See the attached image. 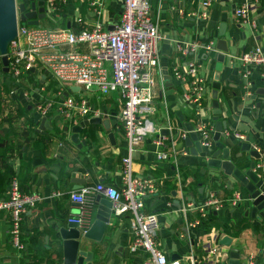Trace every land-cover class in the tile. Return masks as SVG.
Segmentation results:
<instances>
[{"label": "crops", "instance_id": "1", "mask_svg": "<svg viewBox=\"0 0 264 264\" xmlns=\"http://www.w3.org/2000/svg\"><path fill=\"white\" fill-rule=\"evenodd\" d=\"M31 1L33 0L26 4L21 0L20 3H25L29 9ZM200 1L150 0L152 14L158 20L161 34L158 42L160 69L155 73L157 111L152 119L160 126L169 122L183 127L185 121L195 120L194 117H188L180 102L187 84L181 85L173 77L174 69L183 67L187 61L181 57L178 44L186 46L195 41L201 44L212 41L214 51L206 54L198 68V76L205 78L207 84L204 107L198 118L214 130L213 89L209 79L215 73L216 56L222 53L216 48V42L221 38L218 36V29L220 25H226V33L222 38L226 40L229 52L224 54L225 61L218 75L220 89L216 100L221 114L217 115V119L226 120L227 126L237 130V135L243 139L247 136L250 141L256 139L258 147L264 149V106L260 109L256 107V103L264 101V95L256 94L252 102L247 98L264 89V78L260 77L259 71L254 73L251 88L246 90L240 83L239 75V56L255 44L264 47V0L250 5V15L258 25L255 30L240 23L235 17L236 7L246 0H212L207 19L195 16L200 12ZM68 2L60 16H57L58 23L46 27H74V20L78 15L85 17L89 23L97 18L92 15L86 3L78 0ZM121 10V0H106L102 20L109 23L116 21ZM239 24L244 31L245 26L250 29V34H246L245 39L242 36L243 30L236 28ZM108 27L111 25L108 24ZM229 35L233 37V41L229 39ZM193 57L194 55L189 59ZM1 69L2 64L0 71ZM6 74L11 75L13 81ZM32 76L22 73L16 78L8 72L0 74L2 82L8 88L7 94H4V90L1 91L0 100V201L6 197L8 188L5 179L9 172L15 175L19 185H23L21 192L37 196L34 205L27 206L22 213L20 229L22 242L26 244L25 250H16L11 245L10 213L0 209V264H62L63 249L61 240L57 239L55 225L66 226L67 219L80 210L79 205L69 199V193L82 186L97 183L119 187L124 175L122 158L127 154V146L124 131L119 129L117 121L121 105L119 93L109 95L103 101H97L95 97L90 99L92 105L109 113L103 119L109 120L114 143L108 138V131L102 124H89L79 132V139L85 141L84 145L79 146L71 140V128L87 117H81L75 124L69 125L56 115L48 117L40 128V117L34 111L31 100L49 99L52 89L49 90L48 87L53 84V88L55 84L48 79L44 84L41 81V84L32 88ZM43 85L46 88L44 93L38 91ZM238 86L242 87L241 95ZM23 110H29L28 116L37 122L32 130L25 117L18 115ZM177 111L181 112L183 121L179 119ZM156 149L150 138L141 141L131 156V173L140 177L151 175L157 179L158 185L160 181H164L166 195L146 197L142 212L157 215L156 240L158 248L168 260H178L180 264H208L202 262L201 256L213 245L221 247L220 264L228 263L231 249L239 253L240 264H264V221L244 216V207H239L241 201L235 206L229 203V199L237 193H243V198H246L243 189L238 191L232 188L227 185V176L208 169L204 153L192 155L188 148V155L178 156L175 160L158 161ZM238 150L239 146L231 150L230 157L233 161ZM243 158L246 160L245 156ZM261 161L260 159L257 163H262ZM209 191H214L222 199V206L217 211L209 207L197 208ZM57 192L61 195L57 196ZM96 196L97 194L89 217L90 224L97 210ZM187 202H193L195 206L184 211ZM202 218L206 219L205 222H202ZM132 222L129 214L115 217L106 227L101 241L86 242L84 249L92 252L93 264H143L146 255L132 249ZM225 236L231 239L229 246L219 243Z\"/></svg>", "mask_w": 264, "mask_h": 264}, {"label": "built area", "instance_id": "2", "mask_svg": "<svg viewBox=\"0 0 264 264\" xmlns=\"http://www.w3.org/2000/svg\"><path fill=\"white\" fill-rule=\"evenodd\" d=\"M33 1L37 7H44L45 15L49 11L56 17L69 4L68 0ZM78 1L86 3L92 15L97 18L89 23L85 17L78 15L74 20V27L53 28L40 24L28 25L25 22L20 24L18 6L21 0H15L17 33L8 45V73L16 78L22 73L33 75L32 88L41 84V81L43 84L48 79L52 81L55 85L50 98L31 100L33 109L40 118H53L57 115L63 123L69 125L75 124L81 117L103 119L104 116H109L108 112L92 105L90 99L95 97L97 101H103L109 95L119 93L121 105L117 121L119 129L124 131L127 146V154L122 158V184L116 187L97 183L71 191L68 197L79 205L80 210L70 216L67 222L76 224L84 233L90 226L94 196L101 195L111 201L115 217L131 215L132 249L146 255L143 264H180L178 260L169 261L158 248L157 215L142 212L146 197L166 195L164 181H160L158 185L157 179L151 175L140 177L131 173L132 153L146 138H150L156 146L158 161L175 160L178 156L188 155V148L184 144L187 130L179 124L172 125L169 122L160 126L152 119L157 111L155 73L160 69V25L152 14L150 0H121L122 10L118 19L112 23L102 20L106 0ZM211 1H200V12L195 15L197 18H208ZM256 2L258 0H246L235 9L236 19L252 30L258 27L250 15V5ZM108 24L113 27L112 30ZM178 51L187 60L183 67H176L173 71V77L179 84H187L180 102L182 107L193 113L195 120L190 121L201 147L209 148L212 146L213 130L198 118L204 107L207 86L206 79L198 76V68L206 54L214 51V45L212 41L203 44L195 41L186 46L179 43ZM192 55L194 57L189 59ZM239 61L241 83L248 90L254 73L259 71L260 77L264 78V47L260 44L253 45L239 56ZM38 91L44 93L45 85ZM164 129L168 133L162 132ZM56 195L61 193L57 192ZM36 200L37 196L21 192L17 178L13 177L5 199L0 201V209L10 213L11 245L16 250L26 249V244L21 239L22 213L27 206L32 207ZM239 202L238 193L229 199V203L234 206ZM194 206L195 203L187 202L184 211ZM221 206L222 199L214 191H209L197 208L209 207L217 211ZM220 248L212 245L206 249L201 256L202 262L220 264Z\"/></svg>", "mask_w": 264, "mask_h": 264}, {"label": "water", "instance_id": "3", "mask_svg": "<svg viewBox=\"0 0 264 264\" xmlns=\"http://www.w3.org/2000/svg\"><path fill=\"white\" fill-rule=\"evenodd\" d=\"M19 19L28 25H38L39 19L45 17L44 7H37L34 1H31L30 8L28 9L25 3L19 4ZM67 26H69L67 24ZM224 29L222 30V28ZM112 26L109 29L112 30ZM237 29L243 30V39H245L246 32L241 25L236 26ZM17 33V17L15 0H0V56L2 62L1 73L8 72V45L16 37ZM226 33V25H220L218 29V36L221 37L216 42V48L222 53L217 54L214 64V71L212 78L209 79V84L212 87V106H213V120L214 130L212 134V146L203 148L198 140V135L193 131L194 125L191 121H185L184 127L187 130V136L184 139V144L189 148L192 155L204 153L207 157L206 164L211 171H219L229 178L227 185L236 188V190L243 189L246 198H243V193H240L241 203L240 206L244 207V216L256 219L259 222L264 221V149L258 147V141H250L249 136L244 139L242 136L237 135V130L233 127H228L226 120H218L217 115L221 114L218 108L217 92L220 89L219 72L225 61V55L229 52L224 37ZM213 36V32L210 33ZM233 37L229 35V39L233 41ZM236 40V39H235ZM46 74V72H45ZM241 83V81H240ZM239 83V85H240ZM76 88V87H75ZM263 93L264 89L256 91L254 94L248 95L250 102L256 98V94ZM66 94V93H65ZM264 106V101L256 103L257 109ZM177 115L181 121L184 120L180 111ZM264 117V111L262 114ZM47 122L46 117L40 118L39 127L41 128ZM100 125L108 131V138L114 143V133L110 130V123L107 119L100 117H92L84 119L78 125L71 128V140L79 146L84 145L85 141L79 139V132L86 125ZM166 125V124H165ZM68 130V127H65ZM162 132L168 133L166 129ZM229 144H231L229 146ZM239 146L238 153L234 154V161L231 159V150L233 147ZM212 147L214 150H212ZM245 156V159L243 158ZM262 163H257L258 160ZM249 162V165H246ZM226 184V183H225ZM95 205L97 210L94 220L88 229L82 233L78 226L74 223L67 222L64 227H56L57 239L61 240L63 249V262L62 264H93V254L91 251H86L85 245L87 241L99 242L105 235L106 227L111 221L115 220L112 210V203L110 200L97 195L95 198ZM231 239L227 236L219 240L220 244L229 246ZM227 264H240L238 261L239 253L235 249H231L229 253ZM174 257H172V260ZM198 264V263H196ZM246 264V263H242Z\"/></svg>", "mask_w": 264, "mask_h": 264}, {"label": "trees", "instance_id": "4", "mask_svg": "<svg viewBox=\"0 0 264 264\" xmlns=\"http://www.w3.org/2000/svg\"><path fill=\"white\" fill-rule=\"evenodd\" d=\"M1 64H2V62H1V57H0V67H1ZM6 76L8 77V79H10L11 81H13V78H12V76L11 75H9V74H6ZM3 80L1 79V77H0V100H2V98H1V91L2 90H4L5 91V93L4 94H7V92H8V88H6L5 87V84L2 82ZM52 85L53 84H51V86L50 87H48L49 88V90H53V88H52ZM242 87H240V86H238V92H239V95H241L242 94ZM237 92V91H236ZM237 92V93H238ZM1 104H2V102L0 101V106H1ZM28 113H29V110H23V111H19V113H18V115L19 116H24L25 117V121L28 123V126H29V128L32 130V127L35 125V124H37V122H35L34 121V119L32 118V117H30V116H28ZM9 175H7L6 176V179H5V185L7 186V188H8V186H9V183H10V181H11V179L13 178V177H15V175H13V174H10V172L8 173ZM20 190L22 189V184L20 183ZM205 218H202V222H205ZM51 261L53 262V260L51 259Z\"/></svg>", "mask_w": 264, "mask_h": 264}, {"label": "rangeland", "instance_id": "5", "mask_svg": "<svg viewBox=\"0 0 264 264\" xmlns=\"http://www.w3.org/2000/svg\"><path fill=\"white\" fill-rule=\"evenodd\" d=\"M17 2L19 1V0H16ZM25 2H26V4H28V2H29V0H24ZM20 21V20H19ZM58 21H59V18L58 17H56V16H53L49 11H47V13H46V16L44 17V18H42V19H40L39 20V24L41 25V26H44V27H46V26H48V25H56L57 23H58ZM20 24H23V22H21L20 21ZM245 31H246V34L249 36V34H250V29L247 27V26H245ZM29 91L31 92L32 90L30 89V87H29ZM185 112L188 114V116L189 117H193V113H192V111H190V110H185ZM160 115V106L158 107V116ZM154 119V118H153Z\"/></svg>", "mask_w": 264, "mask_h": 264}]
</instances>
